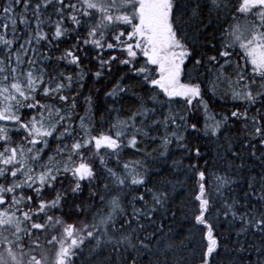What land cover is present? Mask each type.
<instances>
[{
  "label": "snow or ice",
  "instance_id": "obj_1",
  "mask_svg": "<svg viewBox=\"0 0 264 264\" xmlns=\"http://www.w3.org/2000/svg\"><path fill=\"white\" fill-rule=\"evenodd\" d=\"M0 264H264V0H0Z\"/></svg>",
  "mask_w": 264,
  "mask_h": 264
},
{
  "label": "trees",
  "instance_id": "obj_2",
  "mask_svg": "<svg viewBox=\"0 0 264 264\" xmlns=\"http://www.w3.org/2000/svg\"><path fill=\"white\" fill-rule=\"evenodd\" d=\"M74 42V41H72ZM68 44H61L60 47L64 48L67 47ZM56 55H59V53H56ZM142 62V61H141ZM59 67L63 68V65H60ZM67 71L69 72H74L75 69L74 68H68ZM88 85L94 89H102V91L98 92V93H94V108H93V115L95 118V128L96 131H106L109 127V124L111 122L115 121V118L117 116V113H109L107 108L108 106L111 105V101L107 100L104 96V92H106V90L111 88V84L108 83L107 81H101L100 83H96L93 84L92 81H88ZM85 95L88 94V89L85 88L84 90ZM205 99H207L209 101V105H210V110L213 112H222L225 111V109H230L232 107V105L229 103L227 105L222 104L219 100L210 97V96H206ZM80 103L81 105L83 104V97L80 98ZM98 105V107H97ZM134 105L129 103V102H125L123 105V111H121L119 113L120 118H125L128 114V110L133 108ZM182 107V105H177V108ZM78 112L81 115L82 113H84V107L82 106L81 108H78ZM114 117V118H113ZM18 139V138H17ZM201 147L203 148V142L201 141ZM151 147H155V145H152ZM182 153L177 152L176 156L177 158L181 155ZM138 158L136 156H134L131 152H126L122 159H135ZM190 161L188 159L184 160L185 165H187ZM194 162V161H191ZM202 163V162H201ZM109 167H116L115 165V158H110V162H109ZM181 180L186 179L184 176H180L179 177ZM193 178L191 176H189L187 178V183H186V187L187 188H191L193 185ZM52 194H49V198H51ZM88 189L87 187H85L83 194L80 196V200L84 201L85 203H91V201H89L88 199ZM183 197L178 198L175 201V205L179 206L181 199ZM79 202V201H78ZM170 226L172 227L173 231H172V238L169 241L171 244L176 246L177 251L182 250V245H181V239L182 238H186L185 239V243L187 242V239H191V237L188 235V231L191 228V224L188 222H185L183 220V212L182 211H177L176 212V217L175 220H169L168 224L166 225V230L167 227ZM221 227H223V225H221ZM196 242L199 243V233L197 234L196 237Z\"/></svg>",
  "mask_w": 264,
  "mask_h": 264
},
{
  "label": "flooded vegetation",
  "instance_id": "obj_3",
  "mask_svg": "<svg viewBox=\"0 0 264 264\" xmlns=\"http://www.w3.org/2000/svg\"><path fill=\"white\" fill-rule=\"evenodd\" d=\"M233 59L235 60V59H237V57H233ZM241 63H243V61H241ZM80 108H81V107H80ZM82 114H83V113H82ZM82 114H81V115H82ZM77 122H78V121H77Z\"/></svg>",
  "mask_w": 264,
  "mask_h": 264
},
{
  "label": "rangeland",
  "instance_id": "obj_4",
  "mask_svg": "<svg viewBox=\"0 0 264 264\" xmlns=\"http://www.w3.org/2000/svg\"><path fill=\"white\" fill-rule=\"evenodd\" d=\"M109 90V89H108ZM108 90H106V91H108ZM105 93V92H104ZM82 115H85V112L82 114ZM114 118V117H113Z\"/></svg>",
  "mask_w": 264,
  "mask_h": 264
}]
</instances>
